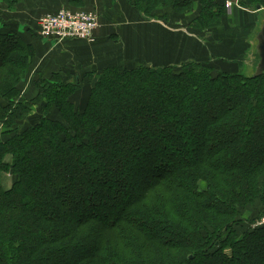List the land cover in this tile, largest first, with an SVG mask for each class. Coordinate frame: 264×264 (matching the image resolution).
I'll return each mask as SVG.
<instances>
[{
    "label": "trees",
    "instance_id": "trees-1",
    "mask_svg": "<svg viewBox=\"0 0 264 264\" xmlns=\"http://www.w3.org/2000/svg\"><path fill=\"white\" fill-rule=\"evenodd\" d=\"M196 1L193 29L225 23L226 0ZM130 2L153 17L184 15L194 0ZM240 5L264 11V0ZM7 24L0 264H264V224L234 229L250 207L264 217V75L214 61L116 64L85 82L40 77L29 99L35 48Z\"/></svg>",
    "mask_w": 264,
    "mask_h": 264
},
{
    "label": "crops",
    "instance_id": "crops-1",
    "mask_svg": "<svg viewBox=\"0 0 264 264\" xmlns=\"http://www.w3.org/2000/svg\"><path fill=\"white\" fill-rule=\"evenodd\" d=\"M238 3L234 2L228 8L227 16L230 22H236L237 29L245 27L243 38L233 35L241 40L239 43L249 45L248 30L259 25L261 10H249L242 7L240 1ZM6 4L0 1V26L8 23L35 48L30 70L21 85L22 94L29 99L38 94L35 81L40 77L50 79L54 73L61 74L65 81L79 77L85 82L87 73L99 72L116 64L132 68L168 66L192 60L217 63L224 58L227 47L224 32L215 30L203 32L200 36V31L189 24L193 13L200 9L196 0L193 9L184 15L164 8L154 12L153 17L146 16L130 0H22L13 9ZM62 7H85L97 11L100 25L94 41L71 39L58 42L40 34L39 17ZM227 50L236 56L243 52L242 46H238L236 52L234 46L233 51ZM237 59L233 57V61ZM247 59L250 60V56ZM225 67L234 69L236 66ZM38 111L39 105H36L34 113Z\"/></svg>",
    "mask_w": 264,
    "mask_h": 264
},
{
    "label": "built area",
    "instance_id": "built-area-1",
    "mask_svg": "<svg viewBox=\"0 0 264 264\" xmlns=\"http://www.w3.org/2000/svg\"><path fill=\"white\" fill-rule=\"evenodd\" d=\"M239 0H235L238 3ZM233 1H226V8ZM97 11L85 7H62L53 12H46L39 17L40 34L58 42L71 39L95 40V32L100 25Z\"/></svg>",
    "mask_w": 264,
    "mask_h": 264
},
{
    "label": "rangeland",
    "instance_id": "rangeland-1",
    "mask_svg": "<svg viewBox=\"0 0 264 264\" xmlns=\"http://www.w3.org/2000/svg\"><path fill=\"white\" fill-rule=\"evenodd\" d=\"M226 1H228V0H226ZM230 1H233L232 5L235 2V0H230ZM225 5H226V2H225ZM226 10H227V12L229 11V9H226ZM263 13H264V11L262 10L261 14H263ZM193 15H194V13H193ZM224 22H225L224 24L217 26L215 28H212V30H208V31L204 32V33L212 32V31L214 32L215 30H219V31L224 32L223 35H224V39H225V45L227 47H225V54L223 56L224 58H222L220 61H218L216 63V65L219 68H221V67H225L227 65L240 64L242 66L243 73L248 76L250 73H253L251 60H248L247 57H249L251 55L253 33L256 29L250 28L248 30L249 45H247L246 43H239L241 40L234 37V35H236L237 37L243 38L245 36V32H246L245 27H243L241 29H237L236 26L234 25V24H236V22L235 21L230 22L229 16L226 17V20ZM232 28H234V29L229 30ZM202 34H203V31H200V36H202ZM233 46H234L235 52H236L238 46H242L243 52H242L241 56H236L235 54L233 55L232 52H228L227 49L232 50ZM233 57H238V59L233 61ZM2 180H3L2 185H4L7 188H10L11 185H13L12 184V178H10V176H7L4 174ZM203 185H205V184H203ZM256 213L257 212L252 207H250L246 210H243V212H242L243 216L242 217L244 219V222L240 225H236L234 228L239 237H242L246 231L254 229L257 226L264 224V217L263 218H261V217L256 218V216L258 217V215Z\"/></svg>",
    "mask_w": 264,
    "mask_h": 264
},
{
    "label": "water",
    "instance_id": "water-1",
    "mask_svg": "<svg viewBox=\"0 0 264 264\" xmlns=\"http://www.w3.org/2000/svg\"><path fill=\"white\" fill-rule=\"evenodd\" d=\"M250 60L253 73H250L248 77L257 78L264 75V13L253 33Z\"/></svg>",
    "mask_w": 264,
    "mask_h": 264
}]
</instances>
